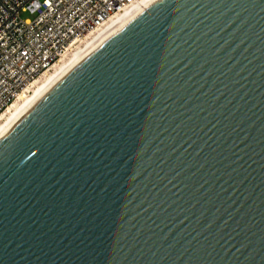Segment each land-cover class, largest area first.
I'll return each mask as SVG.
<instances>
[{
  "label": "water",
  "instance_id": "obj_1",
  "mask_svg": "<svg viewBox=\"0 0 264 264\" xmlns=\"http://www.w3.org/2000/svg\"><path fill=\"white\" fill-rule=\"evenodd\" d=\"M0 264H264V0H155L6 127Z\"/></svg>",
  "mask_w": 264,
  "mask_h": 264
},
{
  "label": "built area",
  "instance_id": "obj_2",
  "mask_svg": "<svg viewBox=\"0 0 264 264\" xmlns=\"http://www.w3.org/2000/svg\"><path fill=\"white\" fill-rule=\"evenodd\" d=\"M142 0H0V118L60 63ZM22 13L35 16L24 19Z\"/></svg>",
  "mask_w": 264,
  "mask_h": 264
},
{
  "label": "bare ground",
  "instance_id": "obj_3",
  "mask_svg": "<svg viewBox=\"0 0 264 264\" xmlns=\"http://www.w3.org/2000/svg\"><path fill=\"white\" fill-rule=\"evenodd\" d=\"M155 0H142L139 4L126 10L124 13L118 15L114 20H112L105 28L91 36L79 49L74 51L60 63L52 72H50L46 77L40 80L33 87L30 95L23 96L16 102L11 109L0 118V134L8 127L32 102H34L37 97L66 69L74 66L79 62L86 54L92 51L97 45H99L105 37L127 22L131 17H133L137 12L142 10L148 4L154 2Z\"/></svg>",
  "mask_w": 264,
  "mask_h": 264
},
{
  "label": "rangeland",
  "instance_id": "obj_4",
  "mask_svg": "<svg viewBox=\"0 0 264 264\" xmlns=\"http://www.w3.org/2000/svg\"><path fill=\"white\" fill-rule=\"evenodd\" d=\"M21 15L24 19H33L35 17L29 13H22Z\"/></svg>",
  "mask_w": 264,
  "mask_h": 264
}]
</instances>
